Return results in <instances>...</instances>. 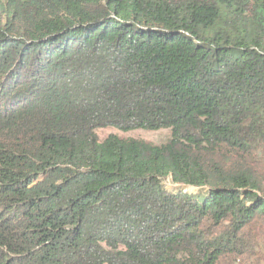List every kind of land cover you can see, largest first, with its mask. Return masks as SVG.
<instances>
[{
	"label": "trees",
	"instance_id": "1",
	"mask_svg": "<svg viewBox=\"0 0 264 264\" xmlns=\"http://www.w3.org/2000/svg\"><path fill=\"white\" fill-rule=\"evenodd\" d=\"M0 264H264V0H0Z\"/></svg>",
	"mask_w": 264,
	"mask_h": 264
},
{
	"label": "rangeland",
	"instance_id": "2",
	"mask_svg": "<svg viewBox=\"0 0 264 264\" xmlns=\"http://www.w3.org/2000/svg\"><path fill=\"white\" fill-rule=\"evenodd\" d=\"M96 134L98 135L99 139L102 141L106 139L110 135H117L122 139H136L142 140L154 145H161L166 143L170 139V131L167 129L159 130V131H146V130H132V131H121L114 127H104L97 129ZM165 187L168 190H175L176 186L173 185L170 181L165 182ZM184 188L188 192H195L196 188L190 187H180Z\"/></svg>",
	"mask_w": 264,
	"mask_h": 264
}]
</instances>
